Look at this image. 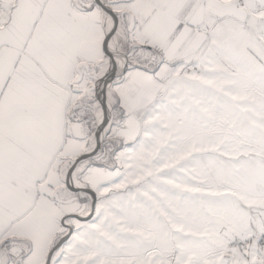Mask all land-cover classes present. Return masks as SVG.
I'll return each mask as SVG.
<instances>
[{"label": "snow or ice", "instance_id": "6c2138e0", "mask_svg": "<svg viewBox=\"0 0 264 264\" xmlns=\"http://www.w3.org/2000/svg\"><path fill=\"white\" fill-rule=\"evenodd\" d=\"M0 264H264V0H0Z\"/></svg>", "mask_w": 264, "mask_h": 264}]
</instances>
